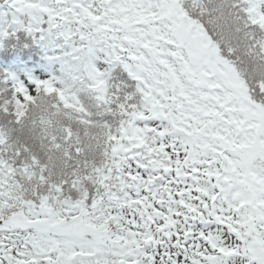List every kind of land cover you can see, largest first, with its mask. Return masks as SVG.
Returning a JSON list of instances; mask_svg holds the SVG:
<instances>
[{
    "label": "snow or ice",
    "instance_id": "obj_1",
    "mask_svg": "<svg viewBox=\"0 0 264 264\" xmlns=\"http://www.w3.org/2000/svg\"><path fill=\"white\" fill-rule=\"evenodd\" d=\"M0 264H264V0H0Z\"/></svg>",
    "mask_w": 264,
    "mask_h": 264
},
{
    "label": "trees",
    "instance_id": "obj_2",
    "mask_svg": "<svg viewBox=\"0 0 264 264\" xmlns=\"http://www.w3.org/2000/svg\"><path fill=\"white\" fill-rule=\"evenodd\" d=\"M24 56H25L24 53L19 54L17 56V59H16L15 63L16 64H19V65H23V63H24ZM28 62L31 63L30 57L28 58ZM10 63L11 62H9V61H4L2 66H9Z\"/></svg>",
    "mask_w": 264,
    "mask_h": 264
}]
</instances>
